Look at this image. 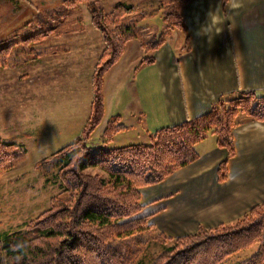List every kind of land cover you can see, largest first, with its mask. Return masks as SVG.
I'll return each instance as SVG.
<instances>
[{"label":"trees","instance_id":"trees-1","mask_svg":"<svg viewBox=\"0 0 264 264\" xmlns=\"http://www.w3.org/2000/svg\"><path fill=\"white\" fill-rule=\"evenodd\" d=\"M98 0H66L69 5ZM224 0H222L223 2ZM190 0H166L158 17L161 28L155 33L139 27L140 19L122 25V18L135 10L123 4L105 14L99 7L90 11L94 30L103 40L104 50L92 76V100L88 120L78 139L40 161L43 174L54 173L60 192L49 207L21 231L0 238V264H142L148 248L151 225L141 212L140 188L164 182L176 170L198 160L195 146L216 137L227 159L218 168L223 180L225 164L233 155L232 131L238 117L264 122V97L243 92L230 99H219L206 116L183 125L164 128L148 136L147 144L109 149L113 135L125 130L118 116L108 121L103 144L92 149L88 140L102 120L103 77L110 71L133 39L144 54L141 64L152 62L154 53L175 31L184 30L183 11ZM143 19V17H140ZM8 50L0 49V68L7 67ZM19 146L0 139V173L23 159ZM103 170L108 178L90 176L89 168ZM167 247L151 264H226L229 259L256 245L255 251L236 264H264V200L237 220L213 228L198 227L191 235L170 238L157 233Z\"/></svg>","mask_w":264,"mask_h":264},{"label":"crops","instance_id":"crops-1","mask_svg":"<svg viewBox=\"0 0 264 264\" xmlns=\"http://www.w3.org/2000/svg\"><path fill=\"white\" fill-rule=\"evenodd\" d=\"M233 3L240 7L233 8ZM183 16L185 29L175 31L152 53V62L140 63L144 54L137 40L127 44L121 59L103 77V117L88 144L95 136L103 144L105 126L114 116L126 128L113 135L109 144H114L116 136L125 134L132 135L128 139L135 141L126 145L147 144L151 133L208 115L219 99H230L243 92L264 97V0H190ZM76 30L81 31L82 27ZM199 31L201 34L197 35ZM61 36L65 35L59 34L55 40ZM52 37L49 35L46 40ZM55 52L50 49L46 59H51ZM97 58L86 68L84 76L69 77L72 72L66 66L58 69L66 75L69 86L67 93L61 94L65 97L60 103L68 106L65 110L70 113L56 123L49 122L55 145L58 141L73 143L89 118L90 80ZM52 67V63L45 67L46 74ZM80 100L83 111L79 122ZM236 121L232 131L233 155L225 164L223 180H219L218 168L227 159V151L211 135L195 146L196 162L176 170L160 184L140 189L142 212L150 217L153 228L162 230L170 224L177 227L176 236L189 235L198 227L213 228L233 222L261 204L264 122L246 117Z\"/></svg>","mask_w":264,"mask_h":264},{"label":"rangeland","instance_id":"rangeland-1","mask_svg":"<svg viewBox=\"0 0 264 264\" xmlns=\"http://www.w3.org/2000/svg\"><path fill=\"white\" fill-rule=\"evenodd\" d=\"M65 1L0 0V49L8 50L7 67L0 68V139L19 146L24 152L23 159L0 173V238L23 230L26 224L34 221L49 207L50 200L61 191L54 173L43 175L36 167L40 161L60 149L61 144L69 143L58 141L59 144L55 145L56 140L51 139L54 134L49 130V122L56 123L70 113V110H65L68 106L63 107V103H60L61 98L65 97L61 94L67 93L69 86L64 79L66 75L58 69L66 66L72 72L68 74L69 77L84 76L86 68L96 57L97 64L104 50L102 36L91 24L90 11L99 7L108 14L118 4L133 7L135 11L122 18V25H131L134 20L140 19L139 27H149L156 33L161 28V21L156 16L167 7V3L158 4L155 0H98L94 6L87 1L71 5ZM77 27H82V30H76ZM59 34L65 36L55 40ZM49 35L53 37L48 42L46 38ZM50 49L58 54H54L52 60L46 59ZM50 63L53 64L52 70L46 74L45 67L49 68ZM78 106L77 118L80 122V113L83 111L80 109L83 106L81 100ZM131 137L127 134L118 135L114 138V144L107 143L106 148L135 142L128 139ZM101 146L96 136L92 137L89 147L94 149ZM85 172L90 176L108 178L99 168L91 167ZM139 203L142 205L141 198ZM142 209L143 205L141 212L134 217H148L152 232L149 246L140 262L151 264L156 254L171 244L162 243L157 233L170 238H179L181 235L176 236L179 233L177 227L170 224H166L162 230L153 228L150 217ZM256 247L251 246V249L234 256L226 264L244 260L252 255Z\"/></svg>","mask_w":264,"mask_h":264},{"label":"clouds","instance_id":"clouds-1","mask_svg":"<svg viewBox=\"0 0 264 264\" xmlns=\"http://www.w3.org/2000/svg\"><path fill=\"white\" fill-rule=\"evenodd\" d=\"M233 8H239L240 7V4L239 3H233L232 5H231ZM211 15V14H210ZM206 27V26H205ZM205 27H202V29H204ZM202 29H201V31H202ZM201 31H199L198 33H197V35H200L201 34Z\"/></svg>","mask_w":264,"mask_h":264}]
</instances>
